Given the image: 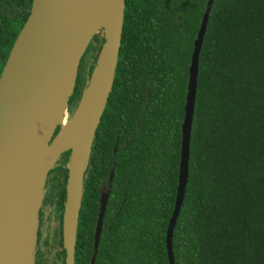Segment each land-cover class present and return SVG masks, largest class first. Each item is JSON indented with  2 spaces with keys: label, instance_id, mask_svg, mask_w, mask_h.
<instances>
[{
  "label": "trees",
  "instance_id": "1",
  "mask_svg": "<svg viewBox=\"0 0 264 264\" xmlns=\"http://www.w3.org/2000/svg\"><path fill=\"white\" fill-rule=\"evenodd\" d=\"M206 2L125 0L114 80L84 170L78 215L79 227L92 230L96 188L112 170L106 242L100 240L96 264H169L165 234L188 67ZM21 23L0 18V54H8ZM95 39L97 32L86 51ZM69 152L48 172L60 231ZM188 166L173 230L174 264H264V0L212 2L199 53Z\"/></svg>",
  "mask_w": 264,
  "mask_h": 264
},
{
  "label": "water",
  "instance_id": "2",
  "mask_svg": "<svg viewBox=\"0 0 264 264\" xmlns=\"http://www.w3.org/2000/svg\"><path fill=\"white\" fill-rule=\"evenodd\" d=\"M213 0H207L193 41L187 91L181 122L180 156L174 204L166 227L168 263L174 264L173 230L188 178L189 143L197 90L199 53ZM125 0H32L26 17L0 72V264H16L20 235L33 230L27 264L34 261L39 208L48 171L61 154L67 161L63 213L65 264H74V247L82 196L83 175L100 117L112 88L122 37ZM102 29L104 40L77 104L66 112L80 59L92 36ZM22 32L24 54L18 60L19 89L8 84L11 64ZM59 124V126H58ZM58 129L56 130V127ZM116 151V144L113 146ZM85 155L80 162L79 156ZM84 157V156H83ZM26 168L10 204L3 205L5 189ZM113 172L108 181L111 184ZM109 186L99 199L94 254L102 225ZM69 227L65 230V212Z\"/></svg>",
  "mask_w": 264,
  "mask_h": 264
},
{
  "label": "flooded vegetation",
  "instance_id": "3",
  "mask_svg": "<svg viewBox=\"0 0 264 264\" xmlns=\"http://www.w3.org/2000/svg\"><path fill=\"white\" fill-rule=\"evenodd\" d=\"M31 4H32V0H0V18L2 19L6 17L8 21L10 22L13 21L14 24L15 23L20 24L21 20L23 23L27 15L29 14ZM20 27L21 25L19 26L18 29H20ZM7 55L4 56L3 54H0V58H1L0 72L3 68ZM77 99L74 101L72 105L73 107L74 105H76ZM72 106H71V109H72ZM57 129L58 127L56 128V130ZM108 186L111 189L110 187L111 184L109 183L108 178H107L106 180H103V179L100 180L96 188V193L98 195L97 196L98 206H97V209L94 210V214H96V216H95L93 229L92 230L91 229L90 230L81 229L79 227L80 224H79V216H78L75 247H74V264H91L92 255L94 254V234H95V225H96V220H97L98 210H99V199H100L101 193L105 191ZM45 188L46 190L44 192L42 203L39 208L37 239H36V245H35V250H34V261L32 264H65L67 251H66V247L64 244V231L62 227H61V231L59 230L58 209L56 207L57 202L54 196L55 190L52 187L51 181H49V179L48 180L46 179L45 181ZM110 189H109L107 201L109 199ZM82 190L84 192V184H83ZM65 198H66V183H65ZM64 203H65V200H64ZM64 203H63V209H64ZM48 204H50V207H48ZM111 212H112L111 218L113 219L115 217L116 212L110 211V213ZM63 213H62V217H63ZM49 215H50L51 221L48 222L47 219H49ZM105 222H106V217H105V211H104L101 230H100L99 238L97 241V248L95 251L93 264H96V256H97V251H98L100 240L102 239V241L106 242V231H105L106 229H103L105 226ZM46 231L48 232V234H50V236H45ZM108 232H109L108 241L110 244V253H113V250H114L113 247L115 244V232L113 229L111 230V222L108 224ZM52 242H54L57 246H60V247H58L56 250L52 252V257H53L52 260L46 261L48 259L47 257H45L46 250L44 246L46 244H51ZM90 247H91V250H90ZM101 264H105L103 262V259H102Z\"/></svg>",
  "mask_w": 264,
  "mask_h": 264
},
{
  "label": "bare ground",
  "instance_id": "4",
  "mask_svg": "<svg viewBox=\"0 0 264 264\" xmlns=\"http://www.w3.org/2000/svg\"><path fill=\"white\" fill-rule=\"evenodd\" d=\"M25 36V32H22L21 36L19 37L15 49V54L16 56L14 57L12 64H11V75H10V80L8 81V84L15 89H19L21 86V79L18 76V60H20L24 54V45L22 44V38ZM66 121V116L63 114L59 118V122L63 123ZM84 156V157H83ZM79 156L80 162L84 160L85 162V155ZM26 171V168H23L22 170H19L18 174L14 178H12L10 184L8 187L5 189V194H4V200H3V205L8 206L13 198V194L16 190V187L20 183V181L23 178V175ZM65 225L66 228L65 230L68 229L69 227V212L68 209L65 212ZM32 242H33V230L27 231L23 233L22 235L19 236L16 246H15V254H14V259L16 260V264H27L28 259H29V254L30 250L32 247Z\"/></svg>",
  "mask_w": 264,
  "mask_h": 264
},
{
  "label": "rangeland",
  "instance_id": "5",
  "mask_svg": "<svg viewBox=\"0 0 264 264\" xmlns=\"http://www.w3.org/2000/svg\"><path fill=\"white\" fill-rule=\"evenodd\" d=\"M97 36H98V39L94 40V43L91 45L90 47V50H87L85 49L86 53L82 55L81 59H80V62H79V66H78V71H77V76H76V82L74 84V87H73V91L69 97V100H68V105H67V108H66V112H64V115L67 114L70 115L71 114V106L73 105L74 101L80 97L81 95V92H82V89L84 88V86L86 85V81H87V78H88V74H89V69H90V66L92 64V62L94 61V58H95V52L97 50V46L102 43V40H101V37L103 36L102 34V29H100L98 32H97ZM87 48V47H86ZM84 51V52H85ZM73 108V106H72ZM59 126V124H58ZM57 126V127H58ZM56 127V128H57ZM61 157V156H59ZM60 158H58L57 160V163L56 164H59L60 163ZM50 177V174H48L47 176V180L49 179ZM46 190V188H45ZM45 192V191H44ZM52 206V205H51ZM48 207H50V204H48ZM48 222L51 221L50 219V215H49V219H47ZM45 236H50V234H48V232L46 231V234ZM58 247L60 246H57L54 242H52L51 244H46L44 246L45 250H46V256L48 260L46 261H49V260H52V252L54 250H56ZM51 254V255H50Z\"/></svg>",
  "mask_w": 264,
  "mask_h": 264
}]
</instances>
